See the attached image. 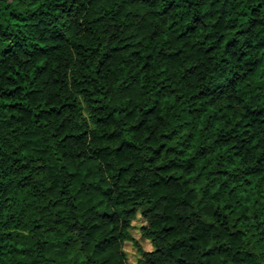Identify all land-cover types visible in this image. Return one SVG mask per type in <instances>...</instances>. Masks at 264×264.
Instances as JSON below:
<instances>
[{"label":"trees","instance_id":"trees-1","mask_svg":"<svg viewBox=\"0 0 264 264\" xmlns=\"http://www.w3.org/2000/svg\"><path fill=\"white\" fill-rule=\"evenodd\" d=\"M126 243L264 264V0H0V264Z\"/></svg>","mask_w":264,"mask_h":264},{"label":"rangeland","instance_id":"rangeland-1","mask_svg":"<svg viewBox=\"0 0 264 264\" xmlns=\"http://www.w3.org/2000/svg\"><path fill=\"white\" fill-rule=\"evenodd\" d=\"M132 234H133L134 238L139 242L142 249H144V250H150L151 249L150 245L147 242L141 241L139 239V235H138L137 231L132 232ZM123 249L127 253L129 264H136L138 256H137V253L134 250L133 246L129 243H126V244H124Z\"/></svg>","mask_w":264,"mask_h":264}]
</instances>
